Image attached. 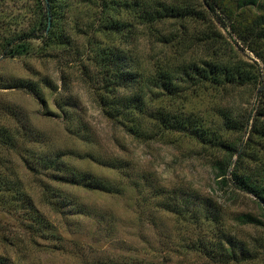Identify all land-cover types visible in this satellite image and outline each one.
Segmentation results:
<instances>
[{
	"label": "rangeland",
	"instance_id": "rangeland-1",
	"mask_svg": "<svg viewBox=\"0 0 264 264\" xmlns=\"http://www.w3.org/2000/svg\"><path fill=\"white\" fill-rule=\"evenodd\" d=\"M250 10L262 26L264 1ZM100 12L96 0H60L57 37L47 44L49 16L53 23L49 0H0V264H126L129 259L213 264L196 246L215 240L219 228L177 214L179 209L202 214L203 197L223 207L216 214L228 235L264 239V228L237 226L239 215L260 217L262 212L254 196L230 185L232 200L218 188L215 150L208 148L222 135L247 147L249 135L225 134L223 119L225 112L254 117L263 107V62L219 26L225 55L234 48L238 59L253 66L257 82L186 86L187 101L168 104L171 108L168 102L162 107L161 91L146 88L139 98L146 107L134 113L123 98L135 91L121 89L110 94L122 101L117 121L102 101L109 94L96 51L113 43L97 31ZM129 21L137 25L136 10ZM186 28L187 45L197 57L207 55L196 35L209 25L190 22ZM28 34L34 39L18 40ZM154 35H134L121 46L150 72L177 50L159 44ZM203 131L212 142L199 137ZM259 146L264 153V143ZM56 160L115 186L116 192L64 183L50 168ZM247 163L248 172L260 175L259 165ZM162 201L172 211L161 209ZM22 206L34 212L25 219L12 214Z\"/></svg>",
	"mask_w": 264,
	"mask_h": 264
},
{
	"label": "trees",
	"instance_id": "trees-1",
	"mask_svg": "<svg viewBox=\"0 0 264 264\" xmlns=\"http://www.w3.org/2000/svg\"><path fill=\"white\" fill-rule=\"evenodd\" d=\"M96 1L101 11L100 26L97 31L101 37H106L113 43L110 47H99L96 51V59L101 65L100 72L104 88L109 94L102 95V101L108 106L109 117L119 121V106L122 101L116 97L110 99V94L116 95L121 89L135 91L123 98V100L126 98L129 109L134 113V109L139 110L143 109V106L146 107L143 100L139 99L144 96L142 93L146 91V88L149 93L154 92V89L161 91L160 96L166 97L162 107L166 108L165 103L168 102L167 108H171L169 105L177 101L182 104L187 101L188 89L186 86L204 87L209 84L223 88L226 86H247L257 82L258 75L253 66L238 59L237 53L234 54L236 51L234 48L230 47V55H225L228 50L227 43L219 26L235 36L232 38H235L236 44L239 42L243 47L254 52L264 64V24L258 26L253 16H250L252 5L258 4L262 0ZM49 2L53 23L49 32V23L47 24L43 36L47 44L57 37L55 22L58 18L60 0H49ZM135 10L137 25L131 21L128 23L129 16H132ZM190 22H195L199 26L202 22L209 25L207 31L200 29L196 35L199 42L198 48L209 52L203 57H197L194 54V48L187 45L190 37L186 33V27ZM182 30H185L184 33ZM147 31L156 34L154 38L159 44L177 49L173 55L165 56L152 72L144 68L142 59L136 58L135 60L121 49L122 45L127 46L130 43V37ZM31 39H34V35L28 34L18 40ZM10 53L12 54V52ZM260 93L264 98V86L261 87ZM139 111L142 112V110ZM257 112L254 117L242 115L239 118H233L227 112L224 114L225 134H235L236 132L249 135L245 148L239 147L235 142H229L223 135L213 143L212 137H208L209 134H205L204 131L199 133V137H203L205 142H212L210 146L205 145L215 150L212 168L218 188L230 193L232 200H235V195L229 191L230 185L256 198V203L262 212L261 216L244 214L239 215L236 219L238 227L252 229L264 228V153L259 146L264 143V105ZM195 139L197 138L195 137ZM234 157H237L236 161H234ZM248 161L261 167L260 175L255 177L248 172L250 168ZM50 164V168H55L60 176L58 178L65 181L64 183L89 191L116 192L115 186L104 183L92 175L78 173L73 168L66 166L62 160H56L54 163L51 161ZM201 199L200 208L204 210L202 214H189V211L184 212L182 209L177 210V214L188 218L189 222H195L197 225L204 223L219 228L216 231L215 240L211 243L207 240L199 242L196 246V249L206 257L207 261H211L213 264H252L260 261L264 264V239H241L228 235L225 224L219 221L216 214L217 211L220 213L223 207L218 205L214 198L203 197ZM162 202L161 209L172 211V209L164 207L165 201ZM59 205L61 206V203ZM66 205V203H62L61 207H66ZM30 212H34V209L32 208L31 211V207L28 209L26 206H22L15 207L12 214L25 219ZM129 260L126 261V264H156L145 259Z\"/></svg>",
	"mask_w": 264,
	"mask_h": 264
},
{
	"label": "water",
	"instance_id": "water-1",
	"mask_svg": "<svg viewBox=\"0 0 264 264\" xmlns=\"http://www.w3.org/2000/svg\"><path fill=\"white\" fill-rule=\"evenodd\" d=\"M50 27H51V17L49 16V25H48V31H49Z\"/></svg>",
	"mask_w": 264,
	"mask_h": 264
}]
</instances>
